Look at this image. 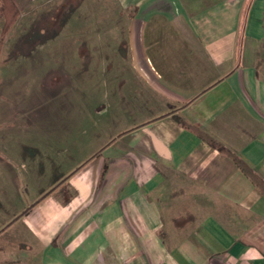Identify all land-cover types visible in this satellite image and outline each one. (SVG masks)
Returning a JSON list of instances; mask_svg holds the SVG:
<instances>
[{
    "label": "crops",
    "instance_id": "obj_1",
    "mask_svg": "<svg viewBox=\"0 0 264 264\" xmlns=\"http://www.w3.org/2000/svg\"><path fill=\"white\" fill-rule=\"evenodd\" d=\"M119 2L140 112L54 187L0 65V264H264V0Z\"/></svg>",
    "mask_w": 264,
    "mask_h": 264
},
{
    "label": "rangeland",
    "instance_id": "obj_2",
    "mask_svg": "<svg viewBox=\"0 0 264 264\" xmlns=\"http://www.w3.org/2000/svg\"><path fill=\"white\" fill-rule=\"evenodd\" d=\"M13 1L21 13L4 35L0 65L15 73L16 98L2 109L24 122L5 133L13 149L38 142L53 150L55 164L30 186L40 191L137 116L142 85L119 50L127 32L119 0Z\"/></svg>",
    "mask_w": 264,
    "mask_h": 264
},
{
    "label": "trees",
    "instance_id": "obj_3",
    "mask_svg": "<svg viewBox=\"0 0 264 264\" xmlns=\"http://www.w3.org/2000/svg\"><path fill=\"white\" fill-rule=\"evenodd\" d=\"M0 14L4 16V25L2 28V31L0 33V48L2 46L4 35L7 33V31L13 26V24L16 22L20 15V9L18 8L17 4L13 0H0ZM199 134L207 140L212 146L218 148L221 151H225L229 153L231 157H233L243 168L246 169L245 164L240 160L236 155H234L232 152H230L227 147L222 145L221 143L217 142L215 139L211 138L207 134H204L199 131ZM248 172V170H247Z\"/></svg>",
    "mask_w": 264,
    "mask_h": 264
}]
</instances>
